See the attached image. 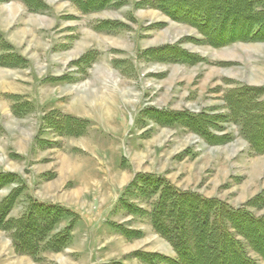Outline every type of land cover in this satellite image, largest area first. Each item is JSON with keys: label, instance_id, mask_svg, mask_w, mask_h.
Returning a JSON list of instances; mask_svg holds the SVG:
<instances>
[{"label": "rangeland", "instance_id": "374dc122", "mask_svg": "<svg viewBox=\"0 0 264 264\" xmlns=\"http://www.w3.org/2000/svg\"><path fill=\"white\" fill-rule=\"evenodd\" d=\"M85 1L0 0V207L60 210L38 216L35 254L0 222V264H182L156 224L165 190L264 217L261 134L237 102L264 103V21L215 45L159 0Z\"/></svg>", "mask_w": 264, "mask_h": 264}, {"label": "trees", "instance_id": "16d2710c", "mask_svg": "<svg viewBox=\"0 0 264 264\" xmlns=\"http://www.w3.org/2000/svg\"><path fill=\"white\" fill-rule=\"evenodd\" d=\"M102 3L103 0H86L81 7L85 11L87 8L92 10V7H101ZM256 3L257 0H159L158 6L176 19H182L183 13H196L198 17L191 19V23L199 27L210 42L221 45L235 40L253 39L261 33L264 7L255 11ZM258 18L262 19L260 23L256 22ZM252 96L245 95L244 100L253 99ZM238 99L237 102L242 105L243 114L247 117L245 127H259L261 135L249 136L255 144L263 146L258 147L263 150L264 103L260 102L252 108L253 104H243V98ZM253 101L255 102L254 99ZM169 195L168 190L162 193V206L160 205V211L158 209L156 224L160 232L173 243L182 264H203V261H207L206 264H258L245 248L240 236L248 241L254 252L264 258V217L255 216L247 209H233L224 202L199 197L195 193ZM9 198L10 196L4 205L1 204L0 222L7 229L14 230L13 235L19 246H27L26 251L35 254L36 244L31 243L33 237L42 231L38 216L52 224L60 217V210L54 209L51 204L40 202L23 221L5 219L10 211ZM212 213L214 220L211 221L208 219ZM169 227L172 232L168 231ZM230 227L237 232V236ZM223 254L227 255L226 263L225 258H222ZM197 258L201 260L198 261Z\"/></svg>", "mask_w": 264, "mask_h": 264}]
</instances>
